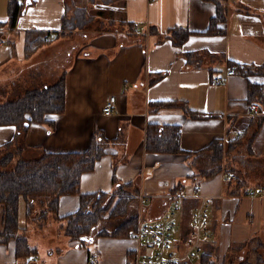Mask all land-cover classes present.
<instances>
[{
    "label": "crops",
    "instance_id": "1",
    "mask_svg": "<svg viewBox=\"0 0 264 264\" xmlns=\"http://www.w3.org/2000/svg\"><path fill=\"white\" fill-rule=\"evenodd\" d=\"M7 2L0 0L4 101L51 84L48 75L56 80L65 75L64 111L48 114L50 123L32 122L10 149L23 139V157L34 158L43 151H85L96 132L105 136L108 151L83 173L81 190L112 191L114 174L137 189L129 212L147 221L167 213L181 191L183 205L172 230V247L181 264H193L196 253L197 264L204 254L214 260L220 253L224 262L230 249H243L258 238L264 227V192L247 191L264 187V109L251 113L249 84L264 83V0H226L225 32L220 34L202 32L216 13L212 0H30L15 26L8 23ZM71 9H81L92 20L65 29L27 57L25 31H63L62 17L71 15ZM178 28L191 31L179 45L172 36ZM56 55H65L62 63ZM229 68L234 73L228 74ZM215 76L222 81L213 84ZM110 94L116 95V105L105 114L102 108ZM159 100L185 102L190 112L179 104L158 108L154 101ZM149 123L179 125L185 152L146 150ZM16 130L15 125L0 124V150ZM215 139L223 144V168L205 176L194 163V152ZM228 171L236 179H227ZM202 195L208 200L204 228L209 237L198 239L193 215ZM78 207V194L63 195L59 215L50 213L37 223L42 232L33 240L20 223V233L37 254L17 256L13 241L0 243V264H130L145 242L113 235L118 220L104 217L85 243L65 234L63 216ZM101 229L109 234L96 235ZM260 243L254 248H261Z\"/></svg>",
    "mask_w": 264,
    "mask_h": 264
},
{
    "label": "trees",
    "instance_id": "2",
    "mask_svg": "<svg viewBox=\"0 0 264 264\" xmlns=\"http://www.w3.org/2000/svg\"><path fill=\"white\" fill-rule=\"evenodd\" d=\"M212 1L216 4V13L211 17L207 29L202 32L224 33L225 28L221 24L226 21V0ZM25 6L26 0H8L9 25H16ZM82 12L81 9H75L70 16H63V31L26 30L25 55L30 56L38 47L61 35L65 29L71 30L85 25L88 19L82 20ZM190 33L187 29H176L172 34L175 44H182ZM240 66L242 65L238 68ZM247 72L248 70H244V74ZM64 78L65 75L62 74L51 84L30 88L16 98L0 101V124H12L17 129L13 139L4 144L5 152L0 156V243L13 241L17 256H35L38 251L36 247L29 246L26 235L20 233L22 199L26 205L28 220L35 219V209L39 208V217L46 221L50 213L59 215V203L63 195L78 194L77 210L63 216L66 218L64 231L71 239L83 243L93 235L95 226L104 216L118 219L119 224L111 231L116 236H129L138 225L139 216L129 212L130 204L138 194L131 182H119L113 174L112 191L83 192L80 188L83 173L95 168L97 161L108 151L109 141L102 134L96 132L85 151H43L37 157L25 158L22 155L26 147L23 139L15 150L9 148L14 139L24 138L32 122L50 123L48 114L64 111ZM249 97L251 102H258L264 109V83L259 86L250 83ZM154 103L158 108L180 105L183 111L190 112L185 102L159 100ZM180 134V126L177 124L149 123L146 128L145 148L151 152H185L180 146ZM205 150H210V154L205 153ZM223 153L222 142L215 139L194 152V163L199 166L200 173L211 176L223 168ZM107 197L109 200L103 204ZM102 234H109V231L101 229L96 233ZM255 263L264 264V255L258 254ZM200 264L215 263L210 255L204 254Z\"/></svg>",
    "mask_w": 264,
    "mask_h": 264
},
{
    "label": "built area",
    "instance_id": "3",
    "mask_svg": "<svg viewBox=\"0 0 264 264\" xmlns=\"http://www.w3.org/2000/svg\"><path fill=\"white\" fill-rule=\"evenodd\" d=\"M139 26L135 24L137 29ZM228 74L234 73V68L227 69ZM222 81L220 76H215L211 79L213 84H218ZM116 105V95L110 94L107 96L104 105L103 112L105 114H111L114 112ZM252 114H260L263 109L258 102H252L250 106ZM236 136L240 133L235 131ZM226 178L229 180L236 179L235 173L228 171L226 172ZM196 192L199 194L201 188L195 187ZM264 192V187L259 189L250 188L248 194ZM201 195V194H200ZM142 200L144 196L142 195ZM183 194L180 192L174 195V205L170 210L165 213L161 218L156 220H138L137 227L131 231L129 236L135 237L139 240H143L145 245L136 251L130 264H177L180 260L179 255L173 250L172 247V230L174 228L176 218L181 212L183 205ZM203 200L196 206L193 215V224L197 231V238L201 237L208 238L209 235L205 230V219L208 200L202 195ZM189 255H193L192 250L188 252ZM90 262L95 261L93 255L89 258Z\"/></svg>",
    "mask_w": 264,
    "mask_h": 264
},
{
    "label": "rangeland",
    "instance_id": "4",
    "mask_svg": "<svg viewBox=\"0 0 264 264\" xmlns=\"http://www.w3.org/2000/svg\"><path fill=\"white\" fill-rule=\"evenodd\" d=\"M74 11H75L74 9H71L70 13L72 14ZM68 16H70V14ZM86 19H88V21L92 20L90 15L86 14L85 12H82V20L84 21ZM56 57H57V60L61 62V60L63 58H65V55H62V56L56 55ZM56 78H57L56 75H54V76L48 75L47 76V80H48L47 82L52 83L56 80ZM1 92H2V90H0V93ZM2 96L0 95V101H4V97H2ZM246 139H247L246 137L243 138V140H246ZM10 147L13 148L12 146H10ZM4 152H5V149H1L0 150V156H2L4 154ZM262 180H264V177L262 178ZM108 198L109 197L104 199L103 204L109 200ZM21 203H22V205H21V210H20V223L22 226H25V233L28 236V238L33 240L35 237L38 236V234H40L42 232V229L37 228V226H36L37 223L40 224V223H43L45 221L39 217L40 216L39 215L40 214L39 208L35 209V211H36L35 216H34L35 219H33V220L29 219L28 220L27 215H26V205L24 203V199H22ZM104 215H107V214H104ZM51 216L52 215H49L47 217V219L50 218ZM53 217H55V216L53 215ZM104 217H106V216H104ZM108 219H111L113 221L116 220V222L118 220V219H113V218H108ZM113 221L107 222L106 225H108V226L111 225V223ZM54 223L58 224L57 222H54ZM43 231L45 233H47L46 230H43ZM258 235H259L258 238H255V240H250L249 242H247L246 243L247 245L243 249L236 248V249H233L232 251L230 249L229 252L227 253L226 257H225L224 262H221L223 260V257H222L223 255H220V253H218L219 257L217 256L213 260L214 263L215 264H257V263H255L256 262V256L258 254L264 255V248H262V247H264V227L259 231ZM201 238H203V237H201ZM257 241H260L263 243V245L259 249L254 248L255 245H257ZM198 256L199 255L196 253V255L193 257V264L198 263V260H199ZM239 260H241V262H239ZM232 262H234V263H232Z\"/></svg>",
    "mask_w": 264,
    "mask_h": 264
},
{
    "label": "water",
    "instance_id": "5",
    "mask_svg": "<svg viewBox=\"0 0 264 264\" xmlns=\"http://www.w3.org/2000/svg\"><path fill=\"white\" fill-rule=\"evenodd\" d=\"M30 2V0H26V3H29Z\"/></svg>",
    "mask_w": 264,
    "mask_h": 264
},
{
    "label": "bare ground",
    "instance_id": "6",
    "mask_svg": "<svg viewBox=\"0 0 264 264\" xmlns=\"http://www.w3.org/2000/svg\"><path fill=\"white\" fill-rule=\"evenodd\" d=\"M173 36V35H172ZM172 38V37H171ZM176 40V39H175ZM235 259V258H234ZM232 263H234V262H232Z\"/></svg>",
    "mask_w": 264,
    "mask_h": 264
}]
</instances>
